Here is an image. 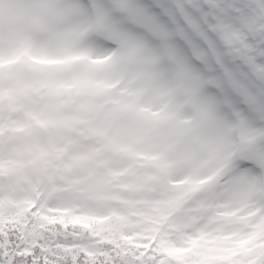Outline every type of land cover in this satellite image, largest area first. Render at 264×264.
Masks as SVG:
<instances>
[{
	"label": "snow or ice",
	"instance_id": "1",
	"mask_svg": "<svg viewBox=\"0 0 264 264\" xmlns=\"http://www.w3.org/2000/svg\"><path fill=\"white\" fill-rule=\"evenodd\" d=\"M0 264H264V0H0Z\"/></svg>",
	"mask_w": 264,
	"mask_h": 264
}]
</instances>
